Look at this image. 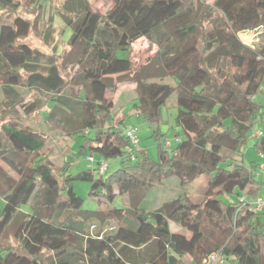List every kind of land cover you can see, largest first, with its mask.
Segmentation results:
<instances>
[{"label": "trees", "instance_id": "1", "mask_svg": "<svg viewBox=\"0 0 264 264\" xmlns=\"http://www.w3.org/2000/svg\"><path fill=\"white\" fill-rule=\"evenodd\" d=\"M21 1L48 11L49 0H0V11L16 12ZM58 1L57 13L71 29V64L37 49L26 53L18 41L32 24L21 16L0 25V242L11 232L17 243L0 245V264H45L44 254L48 264H205L211 254L264 264V215L237 208L241 193L256 198L264 187L255 179L256 164H243L242 149L264 114L254 101L264 79V0H113L104 15L87 0ZM189 14L193 21L173 41L133 68V43ZM48 21L45 42L53 32L52 17ZM257 30L256 47L239 40L240 33ZM112 32L113 52H100V73L91 69L84 80L67 82L65 70L88 57L95 63L90 52L99 43L109 48ZM122 84L134 88L133 115L149 124L159 123L175 94L182 137L170 150L159 144L157 160L141 149L133 161L125 154V129L122 121L114 124V104L106 97ZM21 87L43 102L25 101ZM44 106L47 130L86 137L84 144H95L88 150L96 161L118 159L119 168L106 178L93 169L69 175L72 161L63 151L48 144L43 131L19 123L20 115ZM253 150L264 153V139L254 141ZM167 178L178 181V194L151 211L141 209ZM74 181L91 183L95 210L81 209ZM234 194V202L220 199Z\"/></svg>", "mask_w": 264, "mask_h": 264}, {"label": "rangeland", "instance_id": "2", "mask_svg": "<svg viewBox=\"0 0 264 264\" xmlns=\"http://www.w3.org/2000/svg\"><path fill=\"white\" fill-rule=\"evenodd\" d=\"M107 1L108 0H103V4L101 3L102 1H100L99 4L101 5L90 6V7L93 8V10L98 11L101 15H104V12L108 5ZM23 2L24 1H21L20 8L16 12L11 13L6 11H0V25L11 24L16 16H21L22 18H24L25 20L29 21L32 24L29 34L25 38L20 39L18 41V44L24 47L26 53H28V50L37 49L46 55H50V56L58 55L57 57H55L58 63H61L62 59L65 57L66 59L65 61L71 64V62L75 60V55L73 53H69L67 55V53L70 50L67 41L71 37V29L65 26L64 22L57 13L62 3L58 0H49V2L47 3V9L49 12L48 11L45 12V10H42V8H36L33 5H27ZM48 17H52L51 27L53 28V32L51 33V35H49V39L45 42V35H47L46 30L49 29ZM192 21H193V17L191 14H189L188 16L182 19L176 20L174 22H171L163 26L156 33L136 41L132 45L130 52V60L132 62L133 68L137 69L138 67L146 63L155 53L165 48L171 41H173L177 32H179L181 29L186 27ZM104 24L105 23L103 18L100 27H102ZM259 33L260 30L246 31L240 33L238 37L239 40L244 44H246L247 46L256 47L260 42ZM102 34H103L102 30L99 29L97 33L98 41H100V39L102 38L101 36ZM116 36H117L116 33L113 34L112 32V37H111L112 43L109 48H105L101 46L102 45L101 43L97 44V46L94 47L90 61L94 58L95 63L88 62L89 66L87 67L86 71L84 70L85 72L91 69H93L94 71L98 70L97 68L103 65L102 63H104V61L99 62L101 59L99 58L100 52L103 53L105 57L111 56L113 52ZM117 56L123 57L124 54L118 53ZM60 67H64V66L60 65ZM96 72H98L99 74L100 70ZM64 74H65L64 77L67 79V82H69L70 79H72V81L78 82V66H74L70 69H66ZM81 79L83 78L80 77L79 80ZM21 89L20 90L17 89L20 95L26 92L22 87ZM263 94H264V80L261 83L259 90L255 94L256 96H258L256 102L260 97H264ZM3 96L4 93L2 88L0 87V98H3ZM116 96L114 97V99L116 98ZM130 96L131 93L129 94L124 93L122 96L119 95V100H120L119 103L124 108V109L122 108L124 114L123 115L124 121L121 126L126 129L135 128L137 131L136 135L139 140V149L145 151L147 157L150 160L153 161L157 160L159 144L162 145L164 148L165 143L169 142L170 147H168V150H170L175 147V145L177 144V140L182 137V131L175 122V115L177 112L175 94L171 95L166 106L162 107L161 109L162 118L158 124H149L140 119H137L136 116L133 115L131 109L132 98ZM35 99H38L41 102H43V97L40 94H38V92L32 91L30 93H25V101H31ZM117 103H118V98L115 100L114 104L116 105ZM43 111H46L45 106L42 107L40 111L34 112L29 116L24 117L20 115L19 123L22 126L30 127L34 130L43 131L45 133L46 141L48 142V144L61 149V151H63L65 155H68L73 149L74 155L70 159L72 161V166L68 170L69 175L75 176L80 172L87 171L89 166L87 167L85 158L87 159V156L89 155V150L78 148V144L76 143V141H74V139H76L75 137H70L69 135H67L66 133L60 130L57 131L47 130V128L45 127L42 121ZM114 115L115 117H117L119 116V113L116 112ZM262 118L264 119V114H262ZM118 119H120V117ZM253 144L254 141L249 139L247 141L246 146L244 145V147L242 148L244 152L243 164L247 167L250 166L251 162H255L258 156V154H256L255 151L253 150ZM82 146L86 147L84 144H82ZM95 158H98L96 154H95ZM108 164H109V168L106 171V173L103 175L104 178L108 177L111 173L116 171L120 166L118 159L109 160ZM262 178L264 179V177ZM173 180L176 179L175 178L165 179L163 185L155 188L145 197V199L141 203L140 208L145 211H151L152 209H155L156 207L162 205V203L170 201L173 195L177 193L179 189L177 186L174 185ZM199 183H200V179L194 181L186 188V192L188 193V195H191L194 192V189L197 187ZM70 185L72 186L76 195L83 201L81 208L82 210L93 211L96 209L97 204L95 200L89 196V191L91 186L90 182L74 181L71 182ZM262 193L263 192H261V195ZM246 197L249 198L248 195H246ZM220 199L226 203L234 202L237 199V195L234 194L228 196H221ZM115 205L118 206L119 205L118 202H116ZM16 244L17 243L14 241L11 232L8 233L0 242V245L2 247H6L9 245L15 248ZM48 257L49 254L43 255L45 264H48L47 261ZM232 261L236 262L234 259Z\"/></svg>", "mask_w": 264, "mask_h": 264}, {"label": "crops", "instance_id": "3", "mask_svg": "<svg viewBox=\"0 0 264 264\" xmlns=\"http://www.w3.org/2000/svg\"><path fill=\"white\" fill-rule=\"evenodd\" d=\"M100 1H102L101 3L103 4V0H87V2H88V4L90 5V6H98V5H101V4H99V2ZM112 1L113 0H108L107 2H108V5H107V8H106V10H105V12L107 11V9L109 8V7H111V5H112ZM105 2V1H104ZM105 12H104V14H105ZM101 24V23H100ZM99 24V25H100ZM107 29V28H106ZM134 44V43H133ZM94 49V48H93ZM93 49H92V51H93ZM92 51L90 52V55H91V53H92ZM88 62H89V57L86 59V61H84L83 62V64H81L80 66H78V81H81V80H84L85 79V77H86V75L84 74V70H86L87 69V67H88ZM80 77H82L83 79H81V80H79V78ZM114 78H115V76H111V78H110V81H111V83H112V81H114ZM264 80V79H263ZM263 82V81H262ZM259 90V89H258ZM124 93H126V94H129V93H131V100H132V104H131V107H132V105H133V102H134V99H135V92H134V88H133V86H131V85H128V84H122V85H119L118 86V89L116 90V92H115V94H106V97L108 98V99H112V101H113V104H114V102H115V100L118 98V103L115 105L114 104V108H113V111H112V113H113V115L116 113V112H118L119 113V116H117L118 118L120 117V119H118L117 117H115V115H114V124H116V122H118V121H122V123H123V121H124V114H123V107L120 105V100H119V95H123ZM116 94H117V96H116ZM264 95V94H263ZM116 96V98L114 99V97ZM257 98H258V96H256V95H254V101L256 102V100H257ZM257 103L258 104H260L261 106H262V108H263V112H264V97H260L259 99H258V101H257ZM123 108V109H122ZM132 115V114H131ZM43 116H44V114H43ZM43 116H42V119H43ZM134 116H136V115H134ZM136 118H137V116H136ZM118 119V120H117ZM260 126H263V127H260ZM256 128H263V133H264V119L262 118V117H260L259 119H258V121H257V123H256V125L253 127V129H256ZM124 129H126V128H124ZM91 136H92V133L90 134ZM86 139V137H81V138H79L78 137V139L76 138V139H74V141H76V143L78 144V148H83V149H88V147L89 146H95V144L93 143V142H90L89 143V145L87 146L86 144H84L83 142H84V140ZM180 139V138H179ZM262 139H264V137L262 138ZM82 144H84L86 147H83L82 146ZM76 145V144H75ZM72 149V148H71ZM89 154H91L90 152H89ZM73 155H74V152H73V149L71 150V152L68 154V155H65V157H66V159H71V157H73ZM85 162L87 163V167L89 166V164H88V162H87V159L85 158ZM251 163H255L256 164V169H255V171H254V176H255V179L258 181V182H261L263 185L262 186H264V179L262 178V177H264V153H263V157H260V153L258 154V156H257V158H256V161L255 162H251ZM88 169H90V166H89V168ZM260 172V173H259ZM256 174V175H255ZM263 180H262V179ZM174 182V185L175 186H177L178 187V181L177 180H173ZM178 192V191H177ZM261 192H263L262 193V195H261ZM244 194H245V192H243ZM178 193H175L173 196H175V195H177ZM246 195V194H245ZM257 197H261V198H264V187H262L261 188V190H260V193H259V195L257 196ZM247 199L248 200H252L253 198H251V197H247ZM157 208V207H156ZM153 210V209H152ZM174 229V231H177V230H179L177 227H174L173 228ZM233 260V258H228L227 260H225L222 264H226V263H228V264H238V263H236V262H234V261H232Z\"/></svg>", "mask_w": 264, "mask_h": 264}, {"label": "built area", "instance_id": "4", "mask_svg": "<svg viewBox=\"0 0 264 264\" xmlns=\"http://www.w3.org/2000/svg\"><path fill=\"white\" fill-rule=\"evenodd\" d=\"M137 131L135 128L125 129L124 137L127 139V145L125 147V154L130 161H133L135 158V153L139 149V140L136 135ZM264 137L263 129L256 128L252 129L249 138L253 141H259ZM179 140V139H178ZM177 140V141H178ZM170 143L167 142L164 145V148L168 149ZM260 157H263V153H260ZM87 162L90 166V169H93L98 175L104 174L108 168V161L100 160L99 162L95 160L94 154H89L87 156ZM246 208L248 212L253 214H262L264 215V198L256 197L252 200H248L246 195L242 193L237 199V208ZM224 261L222 258H219L218 254H211L206 260L205 264H222Z\"/></svg>", "mask_w": 264, "mask_h": 264}]
</instances>
